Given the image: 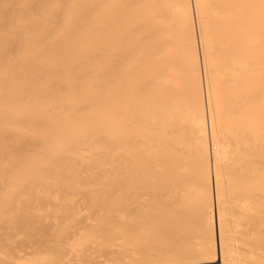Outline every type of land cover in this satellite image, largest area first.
<instances>
[{
	"label": "bare ground",
	"instance_id": "obj_1",
	"mask_svg": "<svg viewBox=\"0 0 264 264\" xmlns=\"http://www.w3.org/2000/svg\"><path fill=\"white\" fill-rule=\"evenodd\" d=\"M0 264H264V0H0Z\"/></svg>",
	"mask_w": 264,
	"mask_h": 264
}]
</instances>
